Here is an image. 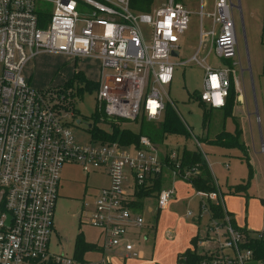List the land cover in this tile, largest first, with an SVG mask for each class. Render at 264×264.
Returning a JSON list of instances; mask_svg holds the SVG:
<instances>
[{
  "label": "built area",
  "instance_id": "1",
  "mask_svg": "<svg viewBox=\"0 0 264 264\" xmlns=\"http://www.w3.org/2000/svg\"><path fill=\"white\" fill-rule=\"evenodd\" d=\"M130 6L131 0H0V264L49 260L80 264L49 253L66 165L80 166L86 175H107L109 186L97 190L94 210L82 215L81 222L101 231L99 249H121L130 259L140 258L136 245L148 238L145 202L156 200L159 212L167 210L176 195L173 186L162 189L144 199L140 209L138 193L153 190L165 169L171 170L174 180L193 177L181 174L176 154L168 160L146 136H141L137 146H76L65 121L75 112L74 103L55 93L59 87L34 90L24 77L27 64L41 53L67 55L76 62L99 59L96 98L105 118L161 122L169 99L166 90L177 66L173 53L179 54L190 14L176 0H168L151 14H135ZM234 7L231 0H215L213 12L202 13L201 20V37L212 38L216 57L226 64L209 66L207 56L200 58L201 49L181 63H198L205 70L199 101L214 110L226 107L232 87L239 96L244 94L237 76L241 64L235 61ZM205 16L212 22L208 34L203 33ZM222 194L198 192L211 225L207 237L197 243L202 250L194 252L201 260L179 256L178 264H249L255 260L247 247L251 233L234 226ZM204 201L221 207L225 218H214ZM257 237L264 238V232Z\"/></svg>",
  "mask_w": 264,
  "mask_h": 264
},
{
  "label": "rangeland",
  "instance_id": "2",
  "mask_svg": "<svg viewBox=\"0 0 264 264\" xmlns=\"http://www.w3.org/2000/svg\"><path fill=\"white\" fill-rule=\"evenodd\" d=\"M167 1L131 0L130 8L135 14H151ZM176 1L189 11V28L181 37L180 56L174 59L177 66L172 86L166 90L169 98L166 99V104L176 110L189 130V137L169 136L164 143L156 145L162 156L167 155L168 160L172 154L179 156L185 150L201 152L216 180V192L224 194H222L224 209L233 215L239 228L251 232V236H259L264 232V32L262 30L264 0H231L236 6L233 10L238 52L235 61L241 64L237 68V76L242 79L247 103L245 102L243 106L239 105L238 96L235 95L223 111H214L199 103L204 91L205 70L198 63L181 65L190 61L200 48L202 50L200 58L207 56L209 66L222 67L226 64V61L216 57L212 38H209L210 41L205 47L202 45V12L212 13L214 0ZM203 1L206 4L204 10ZM237 6H240L241 10H238ZM204 25L206 31H211L209 18L204 19ZM99 66L97 60L75 62L67 55L41 53L27 64L24 77L31 88L38 91L64 86L73 78L75 72L82 73L88 80L99 83L101 79ZM96 94V92H86L83 96L76 94L70 98V103H74L75 112L65 121L72 130L74 143L78 147L100 143L92 137L90 128L93 126L110 130L109 124H95L91 120L98 106ZM204 109L211 112L206 124ZM163 121L164 119L154 125ZM144 123L143 128L146 133L149 124L146 121ZM141 124L142 121L138 120L135 123H123L121 126L138 133ZM238 132L241 134L239 143L242 148H224L215 145L219 140L225 146L231 145L233 140L225 138L223 134L234 136ZM250 169L254 172L251 180ZM184 173L187 176L197 175L188 170ZM173 181H175L173 184L175 200L170 203L167 210L159 211L154 235L148 241L136 245L142 258L139 260H145L148 264H178V254L190 249V242L194 237H207V227L211 225L210 216L202 212V201L196 189L187 180H174L171 170L165 169L162 189H171ZM109 182L107 175L101 173L86 175L80 166L74 164L63 168L55 210L54 231L50 237L51 255L74 259L75 244L80 234L88 244L99 246L103 243L101 231L83 225L81 217L94 210L93 197L98 189L108 187ZM244 182H250L247 196L229 194V189ZM203 203L210 205L208 201ZM188 213H193L191 219L185 217ZM144 217L147 222L150 220L152 222L149 208L145 209ZM108 251L104 260L96 253H87L84 260L86 263L111 264L110 259L112 257L115 259V256H109L111 254ZM153 256L155 260L152 259ZM121 264H124V260ZM249 264H260V262L254 260Z\"/></svg>",
  "mask_w": 264,
  "mask_h": 264
},
{
  "label": "trees",
  "instance_id": "3",
  "mask_svg": "<svg viewBox=\"0 0 264 264\" xmlns=\"http://www.w3.org/2000/svg\"><path fill=\"white\" fill-rule=\"evenodd\" d=\"M99 89V84L95 82L89 81L84 74L76 72L74 74V77L67 82L63 87L57 88V91L55 92L57 95L64 96L65 100L73 98L76 94L79 96H83L86 92H97ZM235 92L234 90L230 93V99L234 98ZM199 103H201L199 101ZM202 104V103H201ZM204 105V104H202ZM206 106V105H204ZM232 112V111H230ZM211 112L209 110L207 111L204 109V123L206 124V121L208 120ZM227 114H231L227 112ZM91 120L95 123H105L110 125V130L106 131L100 128H97L96 126H93L90 128V132L92 134V137L95 141H98L103 144L108 143H118L123 147H129L132 145L137 146L139 144V140L141 136L149 137V139L154 144H161L164 143L167 137L169 136H181L184 138L189 137V130L187 127L183 124L180 117L178 116L176 110L171 107L170 105H167L166 112L164 116V121L161 124L154 125L155 123H149V128L144 133L143 124H145V120L142 121L140 132L136 133L130 129L123 128L121 124L124 122L121 120H109L105 118L103 112H100L97 106V109L95 113L92 115ZM240 133L238 132L237 135H230L227 133H224L223 136L225 138H228L230 140H233V143L229 146H225L222 141H218L216 146L224 147V148H242V145L239 143ZM222 139V138H221ZM178 158L181 162V174L185 175V171H191L193 173H196L197 175L190 178L189 181L193 188L196 189L197 192H205V193H213L216 192L217 186H216V180L213 176V173L211 171V168L209 164L207 163L206 159L204 158L203 154L199 151L196 152H190V151H184L181 153ZM254 176V172L252 169H250L249 179L251 180ZM162 181L163 178L159 177L156 182L153 190L149 192H139L138 193V200L140 201L137 203V208H142L143 204L142 201L144 199H147L150 196H153L154 193H159L162 190ZM250 182L243 184H240L236 187H233L229 189L230 195H246V192L249 188ZM247 196V195H246ZM210 212L213 215L214 218L217 219H223L225 218L224 210L221 207L215 206L210 203ZM229 214V213H228ZM229 216L232 217V220L234 222V226H236L235 219L233 215L229 214ZM158 217V215H157ZM246 230V229H245ZM247 232V230H246ZM248 233V232H247ZM248 238V245L247 247L251 249L254 253L255 260L260 262V264H264V238H258V237H251L250 235L247 236ZM199 238H196L192 241V245L194 247L198 248ZM99 250L98 246L88 244L83 235L80 234L77 237L76 244H75V255L74 259H76L77 262L80 264H85L84 257L87 253L91 252H97ZM179 256H187L190 261L197 262L201 260V257L197 256L194 252L191 250H188L184 254H180ZM178 256V257H179ZM43 264H57L53 260H49Z\"/></svg>",
  "mask_w": 264,
  "mask_h": 264
},
{
  "label": "crops",
  "instance_id": "4",
  "mask_svg": "<svg viewBox=\"0 0 264 264\" xmlns=\"http://www.w3.org/2000/svg\"><path fill=\"white\" fill-rule=\"evenodd\" d=\"M214 3H215V0H214ZM205 3H204V1H203V6H202V8H203V10L205 9ZM202 13H204V11L202 12ZM204 14H206V13H204ZM207 15V14H206ZM205 18H208V17H204L203 18V25H204V19ZM211 25H212V22H211ZM204 30H203V33L204 34H208L209 32L208 31H206V29H205V25H204ZM202 38V37H201ZM210 40H209V38H205V39H203L202 38V45H203V47H205L206 46V44L209 42ZM214 44V43H213ZM201 49V48H200ZM197 54V53H196ZM201 55H202V53H201ZM206 57V56H205ZM204 57V58H205ZM85 61H88V60H97L98 62H99V64H100V60L99 59H95V58H87V59H84ZM83 60V61H84ZM76 62V61H75ZM219 67H221V66H219ZM219 67H215V68H219ZM99 68H100V66H99ZM244 71V70H243ZM76 73V72H75ZM79 73V72H78ZM242 75H243V73H242ZM74 77V76H73ZM86 77V76H85ZM87 78V77H86ZM242 78H243V76H242ZM240 80H241V85H242V89H243V91H244V94H243V96L241 97V96H239L238 94H237V92L235 91V88L234 87H232L231 88V91L232 90H234V92H235V95H237L238 97V102L240 103L239 105H241V106H243V104L246 102L247 103V99H246V96H245V88H244V85H243V83H242V79L240 78ZM90 81V80H89ZM91 82H94V81H91ZM95 83H97V82H95ZM172 86V85H171ZM231 91H230V93H231ZM229 100H230V98H228V101H227V105H226V107L223 109V110H226V108L228 107V104H229ZM222 110V111H223ZM214 111H221V110H214ZM174 184V183H173ZM173 184H172V186H173ZM99 190V189H98ZM176 196V195H175ZM175 200V199H174ZM152 204V205H151ZM155 206H154V205ZM150 206H153V207H150ZM146 208H149V213L150 214H152V222H151V220L149 221V222H147V220H146V218H145V220H146V225H147V227H145V234H147V236H148V238L146 239V241H148L149 240V238H151V236H153L154 235V233H155V229L157 228V222H158V218H159V212H157V201L156 200H153V199H150V200H147L146 202H145V204H144V213H145V209ZM193 214V213H192ZM157 215H158V217H157ZM193 216V215H192ZM187 219H191V217H188V214L185 216ZM195 219H197V218H195ZM198 221V220H197ZM235 223H236V221H235ZM236 226H237V224H236ZM238 227V226H237ZM239 228V227H238ZM242 229H244V228H242ZM249 232V231H248ZM251 233V232H250ZM253 237H257V236H253ZM196 238H203V237H199V236H196V237H194L193 239H192V241L194 240V239H196ZM192 241L190 242V249H188V250H191L192 252H195V250H197V252L198 251H201L202 249H200V248H196V247H194V245H192ZM102 244H100V246H101ZM214 246L213 245H211V248H213ZM99 248V247H98ZM187 250V251H188ZM107 251L108 250H103V249H99L97 252H91V253H96V254H99V255H101L102 256V258H103V260L105 259V255H106V253H107ZM110 251V254L111 255H109V256H115V259L112 257L110 260H111V264H114L115 263V261H116V264H121L122 263V260H124V264H128V263H130V264H148V263H146V261L145 260H139V259H142V258H126L125 257V254L123 253V251L121 250V249H117V250H109ZM108 251V252H109ZM186 251V252H187ZM185 252V253H186ZM184 254V253H183ZM178 255H180V254H178ZM101 258V259H102ZM154 258V260H155V257L153 256L152 257V259ZM100 259V260H101ZM114 259V260H113ZM130 260H134V261H130ZM127 261H130V262H127ZM86 264H100V263H93V262H91V263H86ZM110 264V263H109Z\"/></svg>",
  "mask_w": 264,
  "mask_h": 264
},
{
  "label": "water",
  "instance_id": "5",
  "mask_svg": "<svg viewBox=\"0 0 264 264\" xmlns=\"http://www.w3.org/2000/svg\"><path fill=\"white\" fill-rule=\"evenodd\" d=\"M234 8H236V6ZM237 9L238 10H241V7L240 6H237ZM173 57L177 58V57H179V54L175 52V53H173ZM249 70L251 71V67H250Z\"/></svg>",
  "mask_w": 264,
  "mask_h": 264
}]
</instances>
